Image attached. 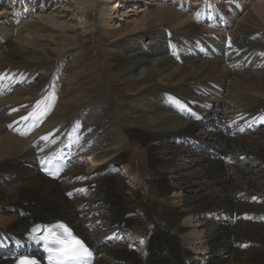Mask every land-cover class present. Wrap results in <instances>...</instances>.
Segmentation results:
<instances>
[{
  "label": "bare ground",
  "instance_id": "obj_1",
  "mask_svg": "<svg viewBox=\"0 0 264 264\" xmlns=\"http://www.w3.org/2000/svg\"><path fill=\"white\" fill-rule=\"evenodd\" d=\"M23 1L26 2L0 0V7L2 4L7 8L16 6V11L0 17V264H14L29 251L37 255L42 244L28 237L29 227L36 222L59 221L69 223L94 247L96 264H186L185 256L190 252L180 247V242L164 227L184 231L192 228H178V220L183 216L191 218L190 224L202 225L205 231V236H201L202 230L196 231L202 239L193 237L201 241L198 249L207 248L209 252L199 259L202 264H264V224L258 221L264 220V173L247 167L249 161L255 166L264 165V131L256 127L264 125V116L260 112L264 108V0H248L250 9L234 4H187L179 0H168L169 3L164 5L146 4L147 13L139 20L112 33L119 38L117 43L122 41L114 49L117 60L122 66L131 67L134 73L129 81L133 95L122 111H118L117 118L110 110L109 97L103 94L104 85L96 82L90 70H80L79 57L89 38L69 36V32L57 31L47 24L66 26L59 16L40 15L39 19L31 16L30 20L21 17L22 10L18 5L21 7ZM47 1L51 2L44 0L45 7ZM91 1L87 4L93 3ZM108 1L116 3V0ZM152 1L160 3L159 0ZM37 3L39 6V1ZM224 22L228 27L239 24V36L245 37V41L253 37L262 39L254 46L252 58L234 60L228 57L231 48H226V42L232 34L227 31L225 38H221L224 57L192 58V53L198 55L201 51L194 46L188 57L178 55L182 62L178 61V51L187 50L185 41L204 35ZM136 33H140L139 39L125 40ZM146 37L154 41L155 48L144 53L139 41ZM164 38L173 43L172 52H168L169 44L161 41ZM234 38L236 45L241 42L237 35ZM11 40H15L17 46L8 49L6 44ZM206 49L210 52L215 47L206 44ZM261 51L263 58L259 61L257 52ZM159 55L164 59L157 61L155 58ZM76 57L79 64L66 67L69 58ZM216 86L224 89L221 98H214ZM200 97H209L210 102L222 107L218 113L220 132L227 130L239 134L256 122L254 130L235 139L220 132L205 133L208 134L206 139L201 140L203 137L195 135L201 125L189 120L186 114H180L190 107V111L210 117L209 113L194 106ZM38 102H42L40 108H37ZM173 103L180 104L182 110H172L175 108L171 106ZM48 108V112L51 108L53 111L45 117L44 110ZM204 117H199L201 123L216 124ZM243 117L253 121L242 131L239 126L245 120ZM115 118L119 120L120 128L116 124L112 127ZM134 118L138 122L132 129L128 123ZM74 120L77 125L72 139L89 138L84 149L90 147V150L78 151L79 157L100 167L92 173L86 172L77 161L59 181H52L39 173L33 159L36 157L34 145L36 141L41 145L51 140L59 142L65 136L64 128ZM16 128L36 131L24 138L15 133ZM112 129L119 130L113 139L109 134L105 135ZM106 136L107 140L102 142ZM134 137L153 142L154 170L158 175L157 181L143 178L137 184V187L141 183L148 187V201L135 217L137 224L144 220L147 227H140L138 232V240L146 243L141 260L128 251L127 244L122 241L121 224L129 212L124 208L119 190L111 182L109 166H106L128 161V145ZM196 140L203 141L217 153L232 157L231 171L204 153L198 161L192 162L197 167L195 172L178 174L174 171L177 181L168 183L166 174L174 170L179 153L190 150L189 146ZM63 152L59 146L45 154L51 156ZM245 157L246 161L241 159ZM136 170L131 167V171ZM168 190L185 193L175 202H181L180 205H170V209L164 210L161 205L154 207L156 193L162 196ZM244 198L259 203L246 204L242 202ZM234 210L253 214L254 223L240 222L233 231L232 226L214 222L211 218L202 219L203 215L211 217L218 211ZM126 227L133 229L130 225ZM234 235L240 242L238 248L232 241ZM189 236L184 238L187 245L193 241ZM14 245L20 251L15 253ZM241 245L247 248L246 251H242Z\"/></svg>",
  "mask_w": 264,
  "mask_h": 264
},
{
  "label": "rangeland",
  "instance_id": "obj_2",
  "mask_svg": "<svg viewBox=\"0 0 264 264\" xmlns=\"http://www.w3.org/2000/svg\"><path fill=\"white\" fill-rule=\"evenodd\" d=\"M41 1H42V5L39 6L38 11L35 9L36 13L32 18L39 19L40 15L50 16L52 18L59 16L61 17L62 21L66 24V26H59V24H55V23H54L55 24L54 26L53 22L52 23L46 22V23L49 24V26H51L53 29L57 31L69 32L68 34L69 36L83 35L82 37L89 38V40L85 41L86 44L83 48V53L80 54L81 56L79 57L80 70L81 71L90 70L91 73L96 78L97 80L96 82L104 85L105 90L103 94L105 97H109V104L111 105L110 110L114 112L117 118L118 111H122L130 95H133L132 94L133 91L130 90L129 81L130 79H132L134 73L132 72L131 67L122 66V63L117 60L114 49L122 41L117 43V40L119 38H117V36L112 33L116 30H119L120 28H123V27L126 28L130 23L139 20L142 14L147 13L146 4L148 5L153 4V3H150V1L151 2H154V1L152 0H132L134 2H131L128 0H116V3H113V2H109L108 0H92V1L91 0H63V1L62 0H51V2L47 1L48 2L47 7H45L43 3L44 0H41ZM88 1H91L93 3L87 4ZM192 1L194 2L196 0H192ZM27 2L30 3L31 7L25 8V5L27 4ZM207 2L208 3H212V2L220 3L219 0H207ZM228 2L231 4L232 1L231 0L222 1V3H228ZM238 2L243 7L250 9L249 4L246 3V0H238ZM34 3L35 2L33 1L26 0V2L22 4L23 7L22 6L20 7V5H18L19 6L18 9L28 13L29 11L33 10L32 7L34 6L32 5ZM55 3L58 5V7L54 5ZM131 3H135V4H131ZM30 8L32 9L30 10ZM56 8L58 9L56 10ZM15 9H16V6L12 8H7V5L2 4L0 7V15H1L0 17H2L4 13H13ZM23 15L25 14L22 13V17H24ZM31 15L32 14L30 13V16ZM42 22L44 23V21ZM70 29H73V31H71ZM235 30H236L235 32L236 35L239 36L240 35L239 33L241 32V28L239 29V27H235ZM140 36H141L140 33L132 34L128 37H125V40L137 39V38L139 39ZM161 41L164 42L165 40L161 39ZM260 41L259 39H253V43L252 41H250L251 42L250 46L251 47H253L254 45L257 46ZM6 45L8 49L15 48L17 46L15 40H11ZM139 46H141L143 49L146 46L145 50H143L144 53H146V51L150 48L152 49L155 48L154 41L150 40L148 37L143 38L141 41H139ZM156 49L158 50V48ZM159 49L161 50L162 48L159 47ZM196 50H198V48H196ZM159 52L160 51H158V53ZM155 59L158 61V60L164 59V56L159 55ZM75 63L79 64L77 57L74 59L69 58V60L66 62L67 64L66 67L73 66ZM116 118L115 120L112 121L113 123L111 124L115 123L116 126L120 128V122ZM137 122L138 120L134 118L132 121L128 123V126L133 129L134 127L137 126ZM112 131L115 132V134L119 133L118 132L119 130L112 129L111 131L109 130L107 134H110V132ZM123 137L124 136H122V139ZM102 139H103L101 140L102 142L106 141L107 136L103 137ZM128 149L131 155L129 154L128 161L124 163L132 164L134 166L130 165V167L137 168L136 171H131V172L137 173L139 170V172H141L139 173L141 175L140 178H145L149 180L150 182L151 180L157 181L158 175H157V172L154 170L155 169L154 160L156 159V152L153 146V142L148 141V140L144 141L143 139L139 137H134L132 138V144H130V146L128 145ZM193 161L194 160H191L190 163H188L186 159L183 157V154H180L176 162L174 163V166H173L174 170H171L169 171V173L166 174V181L168 183H173L177 181L176 180L177 176L173 173L174 171H178L179 172L178 174H185V173H190L193 171L195 172L197 167L194 166V164H192ZM98 165L99 164H96L97 167H100ZM257 167H260V168H257V169L255 168L252 170L255 172L264 173V168H263L264 165H258ZM86 170H88V167H86ZM114 179H115V182L119 186L124 185V184L126 185L127 194L124 196L125 201L123 203L130 208V211L134 209L136 210L140 209L141 206L148 201L146 197L148 193L147 185H146L147 188L145 189L147 190L146 192L144 189H142V187L143 188L145 187V185L142 183L138 187L136 185V189H135L134 175L132 176L126 175L124 177L120 176V178L119 176L118 177L116 176V178ZM133 189L135 190L138 189L137 192H139L142 189L143 192H139V194H137L136 192V195H135V192L133 193L131 192ZM183 194L185 193H183V191L181 190L177 194L174 192V190H168L162 196H160L161 194L156 193L154 200L156 201L157 205H161L164 208L170 209V205H180L181 202L179 203H175V202L180 201ZM173 197H175L174 200H171L173 199ZM1 201H2V197L0 196V203ZM170 203H173V204H170ZM124 208L126 209L125 206ZM187 220H188L187 222L188 224L186 225L185 222ZM190 221H192L191 218L186 217V216L180 218L178 221V228L180 229H182L183 226L192 227V228H188L186 231L176 230V229L168 228L166 226L164 227L167 228L168 230L172 229L171 231L173 232H171V234L175 238H178L177 240H179L181 243L180 247L186 248L188 249V251L190 250L193 253H197V252L205 253L206 251L208 252L207 248L206 250H195L198 245L196 244V242L198 241L193 239V237L194 238H197V237L201 238V237L196 234V231L199 230V227H197L196 224H190ZM124 222H126V226L130 225V227H133V230H135L137 226L144 227L146 225L144 220H142V222L139 224H137L135 220H134L135 223L133 222V224L129 221L127 222V220ZM179 224L181 226H179ZM135 232L137 231L135 230ZM180 232L181 234L183 233L182 236L181 234H179ZM187 235L188 236L190 235L193 239L191 245H187L184 240V238H187ZM125 236H127L128 242H130L133 246L131 252L137 256L136 258H138V260H141L142 259L141 253L145 251L146 246H145L144 251H143V248L142 249L140 248V246L143 243L137 242L139 235L137 234L136 237H134L131 234V232H126Z\"/></svg>",
  "mask_w": 264,
  "mask_h": 264
},
{
  "label": "snow or ice",
  "instance_id": "obj_3",
  "mask_svg": "<svg viewBox=\"0 0 264 264\" xmlns=\"http://www.w3.org/2000/svg\"><path fill=\"white\" fill-rule=\"evenodd\" d=\"M42 102H38L37 104V108H40V104ZM43 113H41L42 115ZM29 115H33V114H29ZM25 119H27V117H25ZM45 139H47V137H45ZM53 227H58V228H63V225H56ZM39 228V226H37V228L33 229V231H37ZM68 230L65 229V232H67ZM54 243H59L60 241L54 240ZM91 252L88 250L87 247H85V245L83 244L82 241L77 240L75 238H73V243L67 247H65L63 249V256L69 260L75 261L76 264H87V259L91 257ZM31 264H35V262H31Z\"/></svg>",
  "mask_w": 264,
  "mask_h": 264
}]
</instances>
